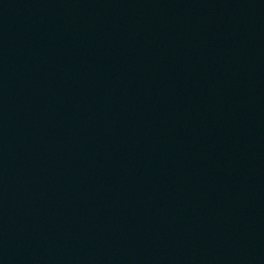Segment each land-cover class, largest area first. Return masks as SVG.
Returning <instances> with one entry per match:
<instances>
[{"label":"water","instance_id":"obj_1","mask_svg":"<svg viewBox=\"0 0 264 264\" xmlns=\"http://www.w3.org/2000/svg\"><path fill=\"white\" fill-rule=\"evenodd\" d=\"M0 264H264V0H0Z\"/></svg>","mask_w":264,"mask_h":264}]
</instances>
